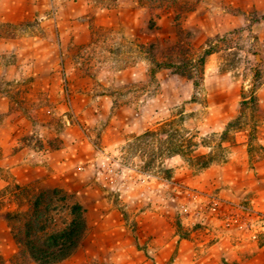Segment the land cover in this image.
Returning <instances> with one entry per match:
<instances>
[{"label": "rangeland", "instance_id": "374dc122", "mask_svg": "<svg viewBox=\"0 0 264 264\" xmlns=\"http://www.w3.org/2000/svg\"><path fill=\"white\" fill-rule=\"evenodd\" d=\"M263 13L264 0H116L110 7L0 0V264H15L18 251L6 212L26 209L5 190L15 185L59 187L68 204L84 207L86 235L56 264H242L229 247L233 237L264 244V207L253 199L264 193V176L254 171L232 182L242 160L250 170L264 166V18L254 21ZM210 46L198 86L170 69L151 73L148 50L164 60ZM254 89L258 102L242 108V95L250 99ZM172 117L197 142L191 154L213 150V163L200 168L154 147L146 165L151 149L130 143ZM62 149L54 162L75 161L50 166L61 174L42 181L48 173L35 167ZM232 161L222 177L200 175ZM110 168L121 176L112 179ZM238 205L248 208V226L232 220ZM53 217L61 224L70 215L62 209ZM175 237L196 246L187 242L186 255L176 257L178 243L161 241Z\"/></svg>", "mask_w": 264, "mask_h": 264}, {"label": "trees", "instance_id": "16d2710c", "mask_svg": "<svg viewBox=\"0 0 264 264\" xmlns=\"http://www.w3.org/2000/svg\"><path fill=\"white\" fill-rule=\"evenodd\" d=\"M102 6L110 7L116 0H93ZM264 18V13L254 21ZM177 47H181L178 43ZM214 51V47H206L196 57H188L182 51L175 55L167 54L166 59L159 60L151 50L146 51V56L154 64L152 74L159 69H170L173 73L189 77L194 86H198L203 79L206 57ZM193 68L196 71H193ZM196 72V73H194ZM196 74V75H195ZM254 89L249 97L242 95V108L252 100L258 102V96ZM244 105V106H243ZM241 118V114L236 121ZM175 117L158 123L155 128H149L134 137L130 143L135 149L150 148V158L146 165L154 162L156 151L160 154L185 155L186 158L198 167L203 168L213 163L217 154L210 150L208 153L192 155V148L197 145L194 137L187 135V131ZM233 121H229L226 128L220 134L221 141L217 148L224 149L223 141L227 138L229 130L233 127ZM144 149V153H146ZM17 201L18 205H25V211H8L6 219L12 236L18 246L17 254L13 262L25 264L32 260L38 264H56L71 256L79 247L88 230V223L84 207L78 203L68 204V194L59 187L48 189H36L29 185H15L7 187ZM62 209H68L70 218L57 224L54 214Z\"/></svg>", "mask_w": 264, "mask_h": 264}, {"label": "crops", "instance_id": "0c3cea01", "mask_svg": "<svg viewBox=\"0 0 264 264\" xmlns=\"http://www.w3.org/2000/svg\"><path fill=\"white\" fill-rule=\"evenodd\" d=\"M46 3L44 2V5ZM22 17V16H21ZM69 149H71L70 147H67ZM62 152L66 153V149H62V150H58L57 152H47L45 153L44 155V158L46 159L45 160V163L43 165L39 164L37 165L35 168L36 170L38 169H42L44 170L46 173H48L47 175V178L45 179H42V181H50L52 182L53 180V176H58L61 174V172H54L50 169V166H53L55 163L56 164H60V165H64V169H66L67 166V163L69 164H73V161H75L74 159H68L67 161L64 160V159H59L57 161H53V159L55 157H63L62 155ZM73 154L69 151L68 152V158L71 157L72 158ZM87 160V159H85ZM242 163V168H240V170L238 169V171H234L232 172L233 175L232 177L234 176V180H232V182L236 181L237 178H240L241 175H250L253 174L254 171L257 172V174H262L264 176V166L262 167H256L255 169H249L247 167V164H245L244 160L241 161ZM232 165H229V164H226L224 166H220L219 168L217 169H213V167H208L204 170L203 173H201L200 175L206 177V176H210V175H213V176H217V177H222V174H224V172H227L229 171L230 169H232V167H236V161H232ZM15 169V167L13 168ZM46 177V176H45ZM30 178H36L34 175L33 177L30 176ZM214 179V178H213ZM212 179V180H213ZM208 180V179H206ZM207 182V181H206ZM222 182L224 183V180H222ZM52 184V183H51ZM62 185H64V182H61ZM4 186V180L0 177V188H2ZM65 186V185H64ZM261 198L259 197H254V201L257 202V204H259L260 206L264 207V193L261 194L260 196ZM147 226L148 223H147ZM145 227H146V224H145ZM242 234L239 233L238 235V238L237 237H233L232 238V243L231 245L229 246L231 251H235V253L237 254V256L239 257L240 261L242 260V264H256L257 261L259 259L262 258L263 254L264 253V244H260L258 243V241L256 240H252L250 238H246L244 237L243 235L241 236ZM230 235H226V238H229ZM187 239L185 238H181V239H177V237L171 239V240H167V238H163L161 241L164 242L165 244L164 245H169L170 242L172 243H175L177 245V249H178V253L175 254L176 257H183L185 256L186 254L185 253V248H186V245H187V242H189V244L192 243V241H190L189 239L186 241ZM175 244L173 246H170V250H173L176 248ZM193 246L195 247L196 245L194 243H192ZM232 246V247H231ZM192 248V252H194L195 248ZM211 247L215 248L216 246L215 245H212ZM228 247V248H229ZM264 257V256H263Z\"/></svg>", "mask_w": 264, "mask_h": 264}, {"label": "built area", "instance_id": "2783aa9c", "mask_svg": "<svg viewBox=\"0 0 264 264\" xmlns=\"http://www.w3.org/2000/svg\"><path fill=\"white\" fill-rule=\"evenodd\" d=\"M110 172H111V178L112 179L113 178H119L121 176L120 171L117 169L110 168ZM145 175L147 178H150V179H159V177L157 175H154L151 173H145ZM162 181H165V180H162ZM176 191L178 193H180L181 191L186 192V193H188V195L192 194V190H190L189 188L188 189L180 188V185L176 186ZM216 199H217V197H214V196L212 197V204H213L212 210L217 209L216 204L218 202L216 201ZM246 212H249L247 207H245L243 205H238V208H237L236 213H235V217H234V219L232 217V220L238 221L241 226H248L252 219L251 220L249 219V221H248V217L245 216ZM261 216L263 217L264 215H261ZM258 217H259V215H258ZM253 236H255V233L253 234Z\"/></svg>", "mask_w": 264, "mask_h": 264}]
</instances>
